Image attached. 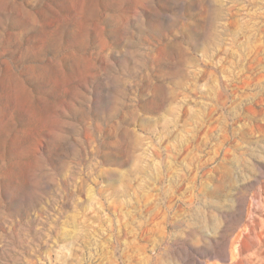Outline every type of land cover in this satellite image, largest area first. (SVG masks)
Listing matches in <instances>:
<instances>
[{"label": "rangeland", "instance_id": "rangeland-1", "mask_svg": "<svg viewBox=\"0 0 264 264\" xmlns=\"http://www.w3.org/2000/svg\"><path fill=\"white\" fill-rule=\"evenodd\" d=\"M0 264H264V0H0Z\"/></svg>", "mask_w": 264, "mask_h": 264}]
</instances>
